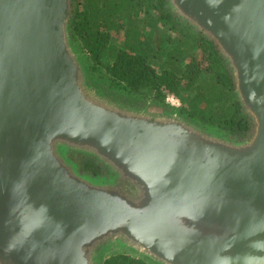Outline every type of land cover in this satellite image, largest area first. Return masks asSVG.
Segmentation results:
<instances>
[{
    "label": "water",
    "instance_id": "95a60500",
    "mask_svg": "<svg viewBox=\"0 0 264 264\" xmlns=\"http://www.w3.org/2000/svg\"><path fill=\"white\" fill-rule=\"evenodd\" d=\"M167 2L218 46L252 136L110 102L85 84L69 0H0V264H103L113 248L264 264V0Z\"/></svg>",
    "mask_w": 264,
    "mask_h": 264
},
{
    "label": "trees",
    "instance_id": "16d2710c",
    "mask_svg": "<svg viewBox=\"0 0 264 264\" xmlns=\"http://www.w3.org/2000/svg\"><path fill=\"white\" fill-rule=\"evenodd\" d=\"M69 3L72 40L100 91L104 92L106 85L110 93L131 106L150 104L149 108L175 109L233 142H244L252 136L254 119L235 94L231 70L218 46L174 14L167 0ZM121 29L125 30L122 47L112 44L113 32ZM105 57L109 64L104 65ZM169 93L180 97L181 108L167 103ZM80 166L92 172L87 173L92 177H103L99 176L101 167L106 171L102 163L89 157ZM103 264L154 263L121 252L110 255Z\"/></svg>",
    "mask_w": 264,
    "mask_h": 264
},
{
    "label": "flooded vegetation",
    "instance_id": "af4514ba",
    "mask_svg": "<svg viewBox=\"0 0 264 264\" xmlns=\"http://www.w3.org/2000/svg\"><path fill=\"white\" fill-rule=\"evenodd\" d=\"M87 73H89V72L87 71ZM90 76H91L90 74H87L86 79H85V84L87 86L91 87L97 94H99V95L105 97L106 99H108L110 102H112V103H114V104H116L118 106H123V107L130 108V109H134V110L147 109V108H144V107L131 106L130 103L127 102L126 100H124V102H123L122 100L117 99L116 97L114 98L115 95H113L112 93H110L109 89L106 88V85H105V91L104 92L100 91L101 89L99 88V86L96 85V83L94 81V78H90ZM68 158L79 169V171L81 173H83V175H87L81 169V166L79 164V162H81V161H83L85 159L84 156L80 157V156H75V154H70ZM80 159H81V161H80ZM105 174H106V172L103 175H105ZM87 176H89V175H87Z\"/></svg>",
    "mask_w": 264,
    "mask_h": 264
},
{
    "label": "rangeland",
    "instance_id": "374dc122",
    "mask_svg": "<svg viewBox=\"0 0 264 264\" xmlns=\"http://www.w3.org/2000/svg\"><path fill=\"white\" fill-rule=\"evenodd\" d=\"M124 31H125L124 29H121V31L113 32L112 44L122 47V44H123V41H124V38H125V33H124ZM110 62H111V61L109 60L108 57H105V58H104V65L109 64ZM99 83H100V82L98 81V84H99ZM100 84L102 85V83H100ZM115 97H116V98H119V97H117V96H114V98H115ZM119 99H121V98H119ZM133 105L136 106V107H144V108H149V107H150V104H146V105H136V104H133ZM150 109L157 110L156 107H151ZM80 161H81V159H80ZM81 162H83V161H81ZM81 162H79V164H81ZM105 172H106L105 169L101 167V171H100V175H99V176L103 175ZM84 173H85V174H87V173L92 174V172L88 171L87 169L84 170ZM89 174H87V175H89ZM103 176H104V175H103ZM101 177H102V176H101ZM121 252L130 253V252L125 251V250H121V249L113 248V249H110V250L106 253V255H105V259H106L107 257H109L110 255L117 254V253H121ZM130 254H131V253H130ZM133 255H134V254H133ZM137 257H138V256H137Z\"/></svg>",
    "mask_w": 264,
    "mask_h": 264
},
{
    "label": "built area",
    "instance_id": "2783aa9c",
    "mask_svg": "<svg viewBox=\"0 0 264 264\" xmlns=\"http://www.w3.org/2000/svg\"><path fill=\"white\" fill-rule=\"evenodd\" d=\"M166 97H167V103L170 104L172 107L178 109L183 106L182 100L180 99V97L176 96L175 94L169 93V95H167Z\"/></svg>",
    "mask_w": 264,
    "mask_h": 264
}]
</instances>
